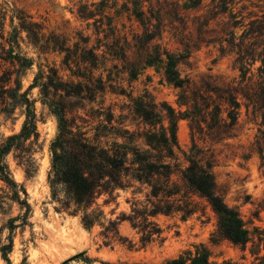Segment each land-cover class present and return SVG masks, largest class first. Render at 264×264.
<instances>
[{
	"label": "trees",
	"instance_id": "trees-1",
	"mask_svg": "<svg viewBox=\"0 0 264 264\" xmlns=\"http://www.w3.org/2000/svg\"><path fill=\"white\" fill-rule=\"evenodd\" d=\"M125 1L132 3V13L144 28V35L137 38V44L146 49L140 63L143 68L162 70L167 83L182 90L178 101L181 105H190L193 116L189 112H176L167 104L157 105L144 96L131 99L128 114L120 112L116 116L111 107L104 110L108 92L117 96L126 93L117 92L109 76L104 79L102 75H93L100 62L106 60L105 52L98 53L101 46L89 47L88 38L71 46L69 39L54 33L46 36L40 24L26 22L23 18L20 27L13 26L8 33L5 19L0 16V118L3 122L14 120L16 112L24 117L18 133L0 135V181L5 186L0 207L6 201L17 204L21 211L16 218L20 222L18 226L30 225L32 209L28 194L13 180L6 161L7 156L13 154L27 176L38 171L35 155L41 147L37 114L29 91H23L21 84V77L31 61L16 52L24 32L41 53L63 54L62 63L70 70L77 69L72 76L78 81L63 80L55 68L47 72L40 70L29 89H39L43 104L58 121L48 175L57 212L78 217L89 232L99 227L104 246L128 242L130 248L134 247L119 230L123 222H128L140 236V247L145 248L164 240L163 230L155 221L158 216L180 215L186 220L199 211L200 204L194 199L197 197L204 200L216 216V230L210 244L218 246L228 242L243 254L241 259L245 260L248 254L251 264H264V231L256 227L250 229L238 211L228 207L215 193L210 165L203 166L195 157L194 154H198L195 146L192 154L186 156L185 166L176 154L179 120L190 119L192 129L194 123L199 127L205 124L207 135L213 139L233 137L244 107L246 113L261 117L251 152L264 160V0H212L213 8L204 23L219 22L220 36L213 42L219 44L222 57L233 58V67L240 76L221 88L194 90L190 97L188 82L177 69L185 57L162 50L159 45L148 49L147 45L159 36L158 26L141 11V0ZM201 1L188 0L190 4H186V8H197ZM105 3L106 0H101V4ZM78 15L84 21L95 16L88 12L86 5L79 6ZM131 72H136L135 67ZM208 92H213L215 98ZM98 101L100 109L92 108L89 114L87 106ZM205 130L200 128V133ZM90 133H94L93 137ZM130 190L129 213L121 212L115 219L108 218L103 206L116 203L118 191ZM110 214L114 215L115 210ZM0 245L2 257L9 264L8 254L13 242L9 240V244ZM212 255L208 246L200 244L194 251L186 250L163 264H239L231 259L216 263Z\"/></svg>",
	"mask_w": 264,
	"mask_h": 264
},
{
	"label": "rangeland",
	"instance_id": "rangeland-1",
	"mask_svg": "<svg viewBox=\"0 0 264 264\" xmlns=\"http://www.w3.org/2000/svg\"><path fill=\"white\" fill-rule=\"evenodd\" d=\"M186 4H190L188 0H141V11L152 20L153 25L158 26L159 36L147 45L148 49L159 45L162 50L185 57L177 69L181 78L188 82L187 95L190 97L194 90L202 89L204 92L207 88L212 90L226 86L238 80L240 73L233 67V58L222 57L219 44L213 42L220 36L219 22L204 23L213 8L212 0H202L194 9L186 8ZM81 5H86L88 12L95 15L93 19L84 21L79 18L78 8ZM132 12V3L125 0H106L105 4H101V0H0V16L5 19L8 33L12 32L13 26L19 28L25 20L40 24L46 36L54 33L69 39L71 46L87 38L89 47L101 46L98 53L105 52L106 60L100 62L93 75H102L104 79L109 76L113 86L118 88L117 92L123 90L126 93L117 96L108 92L104 110L111 107L116 116L120 112L128 114L131 99L144 96L157 105L167 104L176 112L191 114L192 107L181 105L178 101L182 90L167 83L162 70L143 68L140 63L146 49L137 44V38L144 35V28ZM19 43L20 49L16 52L31 61L21 77V84L22 90L29 91V97L34 101L41 148L35 155L38 171L31 177L26 175L13 154L6 158L13 180L25 188L32 209L30 225L20 227V222L16 220L20 207L10 201L0 207V244H9V240L13 242L8 254L9 264H163L186 250L194 251V247L200 244L211 249L213 262L231 259L239 264H251L248 254L245 260L241 259L243 254L228 242L218 246L210 244L216 230V216L207 203L197 197L194 199L200 204L199 211L186 220H182L180 215L158 216L155 221L163 230L164 240L145 248L140 247V236L128 222H123L119 230L121 236L132 242L134 247L130 248L128 242L104 246L99 227L89 232L83 228L78 217L57 212L48 175L52 163L51 145L58 134V121L43 104L39 89H29L40 70L47 72L49 68H55L63 80L78 81L72 76L77 69L72 67L70 70L62 63L63 54L51 51L41 53L27 40L24 32ZM131 66L136 72H131ZM208 94L215 98L213 92ZM99 103L88 105L86 110L100 109ZM23 120L19 112H16L14 120L3 122L0 118V135L18 133ZM260 123L261 117L246 113L242 107L232 132L234 136L213 139L207 135L205 124L199 127L194 123L192 129L190 119H181L177 124L179 149L176 154L185 166V158L192 154L195 146L198 152L195 157L203 166L210 165L215 179V193L228 207L238 211L250 229L256 227L264 231V160L251 152ZM200 128L205 131L200 133ZM93 135L90 133V136ZM4 189L0 181V196ZM117 195L116 203L103 206L108 218L115 219L121 212L130 211L131 205L127 201L132 198L131 190L118 191ZM137 197L143 199L142 195ZM99 204H103V199ZM112 210H115L114 215L110 214ZM0 264H8L1 251Z\"/></svg>",
	"mask_w": 264,
	"mask_h": 264
}]
</instances>
